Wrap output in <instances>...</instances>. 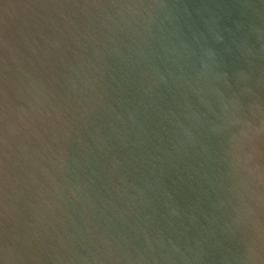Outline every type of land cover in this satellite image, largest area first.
I'll return each instance as SVG.
<instances>
[{"label":"water","instance_id":"95a60500","mask_svg":"<svg viewBox=\"0 0 264 264\" xmlns=\"http://www.w3.org/2000/svg\"><path fill=\"white\" fill-rule=\"evenodd\" d=\"M0 264H264V0H0Z\"/></svg>","mask_w":264,"mask_h":264}]
</instances>
